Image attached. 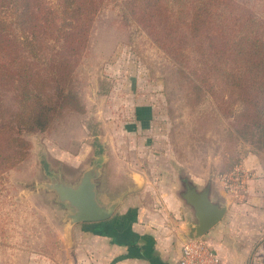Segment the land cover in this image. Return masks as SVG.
<instances>
[{
  "label": "rangeland",
  "instance_id": "1",
  "mask_svg": "<svg viewBox=\"0 0 264 264\" xmlns=\"http://www.w3.org/2000/svg\"><path fill=\"white\" fill-rule=\"evenodd\" d=\"M239 1L264 18V0ZM13 26L19 33V26ZM75 80L86 114L68 113L50 132L28 134L29 158L0 178V264H50L68 211L41 185L53 173L75 183L97 154L113 160L121 188L135 167L122 164L123 157L130 160L136 154L145 172H174L182 192L212 189L216 180L221 184V176L249 153L264 157L234 128L243 104L229 95L218 101L193 96L188 81L146 35L116 14L112 2L95 19ZM136 104L147 105L139 119L148 128L144 131L133 130ZM153 110L156 119L149 129ZM146 141L151 142L147 153L131 149ZM151 155L159 160L147 161ZM135 197L145 204L155 200L151 194L129 199Z\"/></svg>",
  "mask_w": 264,
  "mask_h": 264
},
{
  "label": "trees",
  "instance_id": "2",
  "mask_svg": "<svg viewBox=\"0 0 264 264\" xmlns=\"http://www.w3.org/2000/svg\"><path fill=\"white\" fill-rule=\"evenodd\" d=\"M110 2L188 81L193 96L242 103L234 128L264 155V18L245 3L0 0V178L29 158L28 134L50 132L68 113L86 114L75 70Z\"/></svg>",
  "mask_w": 264,
  "mask_h": 264
},
{
  "label": "crops",
  "instance_id": "3",
  "mask_svg": "<svg viewBox=\"0 0 264 264\" xmlns=\"http://www.w3.org/2000/svg\"><path fill=\"white\" fill-rule=\"evenodd\" d=\"M144 106L147 105L136 104L131 109L135 112V132L148 129L139 121ZM155 119L153 110L149 129H153ZM150 145L146 141L131 149L147 153ZM123 158L122 164L136 167L128 173L126 187L121 188L122 181L117 183L120 178L113 174V160L108 157L106 164L110 169L106 171L105 164L98 180L99 193L110 198L129 190L114 214L102 222L80 223L70 231L65 229L50 264H179L189 227L197 223L195 210L182 197L186 188L181 191L174 172H145L136 154L130 160ZM146 159L151 163L159 160L154 155ZM241 165L253 177L243 197L227 195L219 180L208 190L209 201L225 206L226 211L203 238L215 250L221 264H264V157L249 153ZM194 189L195 194L200 192ZM145 194H151L155 200L145 204L136 197L134 203L129 199Z\"/></svg>",
  "mask_w": 264,
  "mask_h": 264
},
{
  "label": "water",
  "instance_id": "4",
  "mask_svg": "<svg viewBox=\"0 0 264 264\" xmlns=\"http://www.w3.org/2000/svg\"><path fill=\"white\" fill-rule=\"evenodd\" d=\"M106 160L104 152L95 155L75 183L65 181L61 173H53L49 177V182L41 185V188L54 193L56 202L67 209L64 220L67 231L76 224L108 220L129 191L115 198L99 193L98 180ZM208 190L203 189L195 194L194 188H186L182 196L195 210L197 219V223L189 227L188 239L190 240L203 238L222 219L226 211L225 206H217L209 201Z\"/></svg>",
  "mask_w": 264,
  "mask_h": 264
},
{
  "label": "built area",
  "instance_id": "5",
  "mask_svg": "<svg viewBox=\"0 0 264 264\" xmlns=\"http://www.w3.org/2000/svg\"><path fill=\"white\" fill-rule=\"evenodd\" d=\"M251 173L242 165L234 168L230 173L221 176L220 181L225 193L235 199L244 196ZM179 264H221L219 256L211 245L204 239H187L181 247Z\"/></svg>",
  "mask_w": 264,
  "mask_h": 264
}]
</instances>
